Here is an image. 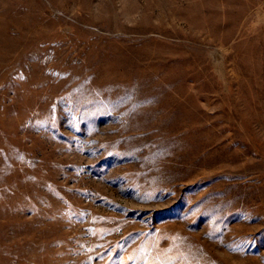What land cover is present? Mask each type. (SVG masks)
Wrapping results in <instances>:
<instances>
[{"label":"rangeland","instance_id":"1","mask_svg":"<svg viewBox=\"0 0 264 264\" xmlns=\"http://www.w3.org/2000/svg\"><path fill=\"white\" fill-rule=\"evenodd\" d=\"M0 264H264V0H0Z\"/></svg>","mask_w":264,"mask_h":264}]
</instances>
